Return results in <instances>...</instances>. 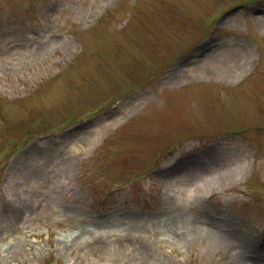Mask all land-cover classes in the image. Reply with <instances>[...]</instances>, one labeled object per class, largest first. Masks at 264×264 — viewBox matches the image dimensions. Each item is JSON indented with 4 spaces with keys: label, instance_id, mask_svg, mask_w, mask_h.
I'll return each mask as SVG.
<instances>
[{
    "label": "rangeland",
    "instance_id": "rangeland-1",
    "mask_svg": "<svg viewBox=\"0 0 264 264\" xmlns=\"http://www.w3.org/2000/svg\"><path fill=\"white\" fill-rule=\"evenodd\" d=\"M254 256L264 0H0V264Z\"/></svg>",
    "mask_w": 264,
    "mask_h": 264
},
{
    "label": "bare ground",
    "instance_id": "bare-ground-1",
    "mask_svg": "<svg viewBox=\"0 0 264 264\" xmlns=\"http://www.w3.org/2000/svg\"><path fill=\"white\" fill-rule=\"evenodd\" d=\"M201 77L204 78L205 75L201 74ZM207 179H208V176H205V177L199 176L189 186L188 185H185V186L190 188V189L199 188L202 185H204L205 182L207 183ZM204 186L206 187L205 190H209V189H211L212 185L210 183H207ZM187 197H188V195H187ZM185 198H186V196H185ZM164 229L173 238L180 239V234H178V225L176 222H169L168 224L166 223L164 225ZM192 230L194 233L205 234L209 240L216 242L217 244L222 246L224 248V250L233 251L236 249L247 248L246 246L251 245V240H246L244 237L240 236L237 233H233V234H229V235H222L221 237H219L218 236V235H220L219 229L213 224H205V225H203V227H194ZM256 256L252 257L251 259H253V260L247 262L246 264H255L257 259H258L257 264H264V260H259V259H264V257H261V256L256 257Z\"/></svg>",
    "mask_w": 264,
    "mask_h": 264
}]
</instances>
